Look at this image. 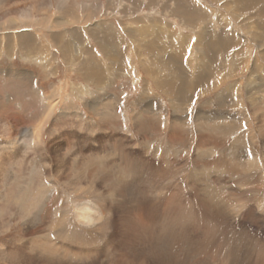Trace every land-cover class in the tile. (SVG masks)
<instances>
[{
	"label": "rangeland",
	"instance_id": "1",
	"mask_svg": "<svg viewBox=\"0 0 264 264\" xmlns=\"http://www.w3.org/2000/svg\"><path fill=\"white\" fill-rule=\"evenodd\" d=\"M186 2L192 4L189 10ZM249 3V0H186L184 3L179 0H0V264H46L44 260L33 259L39 254L51 255L40 251L39 243L44 249L53 244L58 250L57 259L60 257L66 263L73 262L70 259L78 253L87 254V250L100 253L101 243L110 237L114 224L112 215L106 213L108 208L129 204L145 212L148 206L162 209L168 204L170 193L179 192L178 198L185 202L177 210L178 219L171 224L173 232L180 235L186 230L180 215L189 211L183 197L196 199L193 176L204 166L208 170L222 167L227 172L222 175L209 171L206 184L212 181L216 193H223L222 198L242 216L238 221L244 223L251 235L264 237V174L257 178L259 184L254 183L253 173L245 174L252 168L254 159H264V33H260L261 28L257 30L258 24L263 27L264 18ZM183 10L191 15L190 25L182 21L186 15ZM15 19L20 26L14 23ZM47 19H51L47 25L41 23ZM51 21L64 24L54 26ZM254 23L252 30L249 26ZM22 32L35 33L41 50L24 48L23 40H19ZM209 40L217 43L222 40L223 53L213 52L214 43L208 45ZM207 46L212 49L206 51ZM203 56L209 59L203 62ZM168 61L175 62L169 71L163 67ZM204 68L220 76L219 82H213L206 93L204 88H197L180 99L168 97L158 87L166 78L173 79L172 82L175 79L176 86L209 84L203 75ZM192 72L202 74L195 79ZM90 73L94 80L86 81ZM223 91L226 94L219 99ZM54 97L58 98L57 104L42 131L43 157L35 163L31 156L16 152L18 136L22 128L35 123V118H30L32 108V113L29 111L33 101L44 105ZM204 121L215 124L216 142L224 144L214 155L206 157L197 151L208 150L215 143L208 131L203 130ZM231 125L238 134V140L233 142L229 141L234 136L229 135ZM99 137H102L100 144H96L93 154L98 153L100 162L96 158L88 164L92 140ZM146 138H153L159 150L158 159H151L169 160L170 165L156 169L143 162L142 170L139 168L141 177L132 183L124 171L121 177L127 181L116 180L117 186H123L120 189L114 181L102 180L100 170L111 162L124 168L129 158L137 164L134 154L140 153ZM81 140L84 147L80 151ZM54 146L61 149L53 152L50 149ZM170 147L175 149L174 156L172 153L166 157L164 152ZM131 148L135 150L133 155ZM74 152L77 159L71 169ZM5 157H12L10 165H4ZM60 157L66 162V169L61 171L55 169ZM30 167L36 168L37 173ZM231 171L240 175L239 183L230 177ZM246 193L253 196L245 199ZM259 198L263 199L257 202ZM84 202L106 210V220L80 226L75 211ZM250 203L260 204L263 211L258 217L263 218L259 225L249 221L251 214L246 210ZM210 210L206 211L209 215ZM213 216L222 220L220 211ZM225 227L226 221H222L217 233L227 232ZM42 235L47 237V243L39 241ZM87 236L96 237L101 247L96 244L97 250L94 246L88 248L84 243ZM57 259L52 264H59ZM95 261L105 264V257Z\"/></svg>",
	"mask_w": 264,
	"mask_h": 264
},
{
	"label": "bare ground",
	"instance_id": "2",
	"mask_svg": "<svg viewBox=\"0 0 264 264\" xmlns=\"http://www.w3.org/2000/svg\"><path fill=\"white\" fill-rule=\"evenodd\" d=\"M172 1H174V0H172ZM175 1H178V0H175ZM179 1L181 3H184L186 0H179ZM247 2H248V0H247ZM249 2H250L249 5L251 4V6L253 7V10L258 9L257 11H259V14H261V16L264 18V0H249ZM189 5L192 6V4H189V2L185 3L186 8ZM185 10L187 12H189L188 11L189 7H188V10L187 9H185ZM68 11H70V10H68ZM186 11L183 10V12H186ZM187 12H186V15L185 14L183 15L182 21H185L186 24L190 25L191 24L190 23V20H191L190 16L191 15H189V13H187ZM193 12H194V10H193ZM187 15H189V16H187ZM201 17H203V15ZM204 18H205V16H204ZM50 20L47 19V20H45L44 23L43 22H41V23L47 25ZM15 22L17 23V26H20L19 21H16V19H15L14 23ZM51 22H53V21H51ZM53 23H54V26H59L58 25L59 23L62 25L64 24L63 22H59V21H54ZM38 24H36V25H38ZM12 25H15V24L12 23ZM255 25H256V23H254L253 25H250L249 28L254 30ZM191 28L193 29L192 26H191ZM260 28L262 29L261 30L262 33H264V25H263V27H260V24H258L257 30L260 31ZM211 42L209 40L207 44L210 45V44L214 43L213 52H215V50H217L218 54H219V50H220V52H222L221 49L225 45V44H221L222 40L218 43L214 42V41L212 43ZM152 43H153L152 47H155V45H154L155 42H152ZM235 45H237L236 42H235ZM205 48H208L206 51L212 49L211 46H207ZM179 55H181V54H179ZM213 55H211L209 58L213 57ZM201 58L203 59L202 60L203 62H205L209 59L206 56H203ZM167 59H169V57ZM174 64H175V62H169L168 61V62H166V64L164 63L163 67L168 68L165 70L169 71L170 68L172 69L171 66ZM212 72L213 71L209 68H204V70H203V73H204L203 75H204V77H206L208 79L209 84H203L202 83L203 85L198 86V85H195L196 83H190V84L185 85V83L183 82L184 84L176 86L174 84V83H176L175 79H174V82H172L173 79L168 80L166 78L162 83L158 84V87L168 97L169 96L170 97L178 96V97H181L180 99H182L187 92H189V91L194 92L197 88H199V89L204 88L203 92L206 93L211 89L213 82H219L218 80H219L220 76L215 75V74L214 75L210 74ZM201 74H202L201 72L200 73L199 72H192V75L195 77V79H199V75H201ZM195 75H197V76H195ZM86 79H87L86 81H93L94 75L92 73H90V74H88ZM197 82H199V81H197ZM223 92L224 93L220 95L219 99H222L224 97V95L226 94V91H223ZM57 100H58V98L54 97V98L50 99V101L48 103H45L44 105L41 102L34 100L33 105L29 106V111H30V108H32L33 114L30 118H31V120L35 118V123L33 122V123L29 124V126H27L26 128H22L21 135L18 136L19 137L17 140L18 147L16 149L17 150L16 152L18 154L24 153L25 157L31 156L33 158V160L35 161V163L38 162V159H41L43 157L42 131H43L44 125L46 123V120L50 117V114H51L52 110L54 109V106L57 104ZM254 106L255 105H253V107ZM262 106H264L263 103H262ZM256 107L259 109L261 108V106H256ZM95 109H96V107H95ZM262 109L264 110V107H262ZM254 110L256 112L255 114H258L256 108H254ZM24 112L27 113L28 109L25 110ZM97 113H100V112H97ZM13 115L17 116V113H14ZM109 116H112L111 113ZM27 117L28 116H26V118ZM106 118H107V116H106ZM144 118H145V116H144ZM17 120H18V117H17ZM106 125L108 126L107 123L105 124V126ZM144 125H145V123H144ZM215 128H216L215 124H214V126L208 125L206 123V121H204L203 130L205 132L208 131L210 139H212V143H215V144H213V147L209 148L208 150L197 151V153H199L200 156L203 153L202 157L214 155L216 149L219 146L224 147V144H222V142H219V143L216 142V140H218V139L215 138V136H216ZM233 128H234V126H232V128L229 130V135H231V134L234 135L229 140L231 142H233L234 140H238L237 139L238 134H237V132L234 133ZM101 129L103 130L104 127H101ZM66 131H68V130H66ZM172 135H173V137H175L173 133H172ZM100 138H102V137L94 138L92 140V143H94V145L91 146L92 151L90 153V159L88 160V164L91 163L96 158L99 161L98 153H97V155L93 154V150H94V148L95 149L97 148L96 144L100 142V140H99ZM105 139H107V140H105V142H107L108 138L106 137ZM117 140H118V137L116 138V141ZM153 140H154L153 138L143 139V142L141 143L140 153L134 154V155H137L136 156L137 164H135L132 160L130 161V159L128 158L125 160L126 163L124 164V168H122L121 166L118 167L117 163L112 164V162H111V164L107 165L104 170H100V174L102 175V180L106 181L108 183L111 181H114L115 185L117 186V185H119L117 182L118 179L122 180L121 176L124 173V171H126L127 174H129V177H128L129 181L128 182L132 183V181H136V179L138 177H141L140 173H139V168L142 170L143 162L146 164L147 167H150V168L153 167L156 169L161 168V166H163V165H166V166L170 165L168 163L169 160H165V159H162L161 161L157 160L158 159L157 155H159V150H158V146L154 145ZM82 141L83 140L80 141L79 150L81 149L82 146L84 147V143ZM229 141L227 144L228 146L230 145ZM54 148H55V146H54ZM54 148H52L50 150L55 152L58 147H56L55 149ZM132 148L130 149V153L133 155V152H135V150ZM48 149H49V147H48ZM59 149H61V148H58V150ZM197 149H198V147H196V150ZM221 150H222V148H221ZM174 151H175V149L173 150V148L170 147V148H167L165 150L164 154L166 155V157H168L170 154L173 153V155H172V157H173ZM87 152H88V150H87ZM73 155L75 158L73 159L74 161H71V163H72L71 169H74V163L76 162V159H77L76 152H74ZM53 157H55V156H53ZM152 157H155V158L157 157V159H151ZM11 158L8 157V158H6L7 160L3 159L4 165H8L12 161ZM259 158L260 157H257L256 159L253 160L254 162H251L250 165H252V166H250V167H252V168L248 169V172L245 173L246 175L253 173L252 177L255 180L254 183L257 182L258 184H259V180L257 178L260 175L262 176L264 174V159L261 160ZM152 160L154 161V163ZM262 161H263V163H262ZM48 162L49 161H46V163H48ZM57 162H58V166L55 169H57L59 171H61L62 168L66 169V168H64L66 165L64 158L61 159V157H60V160H57ZM159 163L161 165H159ZM85 166H87V163L85 164ZM114 167H117V168H114ZM30 168L34 170V174L37 173V172H35V170H37L36 168H34V167H30ZM69 170H70V168H69ZM209 171L219 172L222 175L227 174V172L222 167H212L208 170V168L204 166L203 170H200L198 175L193 176V184L197 188V194L194 193V198H196V199L194 201H192V200H188V197H183V199L186 202H188L189 211L187 212L186 215L185 214L180 215V220L183 222V226L186 227V230L182 231L180 233V235H177L175 232H173V229L171 227V224H173L176 221V218L178 219L177 215L179 213L177 210L179 208H181L183 206V204L185 203L182 201V199L178 198L179 192L176 193V195H174L173 193H170L169 198L167 200L168 204L165 205V207H163L162 209H159L158 207L147 205L148 207H146V208H148V209L146 210V212H145V209H144V211L142 208L137 210L136 208L128 206L129 204L126 205V207H120V208L116 207L113 209H111L112 208L111 207V208H108L106 211L103 209H99L98 207L96 208L94 206H91L88 202H84L75 211V218H76L77 222L80 224V226L81 225L82 226H92L96 223H100V222L104 221L106 213H109L110 215H112V218H113L112 220L114 223V224H112L113 229H112V232H110V237L107 238V240L105 239V241L103 243H101V246L103 245L101 252L100 253H97V252L94 253L93 252L94 249L92 251L87 250V254H86V252L85 253H78L76 255V258L70 259L73 262L66 263L60 257L57 259L58 250L56 249V247L52 243H50L48 241L52 245L48 244V248L44 249V248H42V245L39 243V245H40L39 249H40V251H46V252L48 251L51 255L47 254V256L44 257V256H41L39 254V256H38L39 258L36 257L33 259L34 260H41V261L44 260V261H46V264H52V262L55 261L56 259L58 260V262H60L59 264H97V262L95 260L98 259L99 257H105V264H264V237L260 238V237L251 235L250 231H248V229H245L244 223L242 224L240 221H238L241 219L242 216H240L238 212L235 213V209L231 210L232 205H230V203L227 200L222 198L223 193L222 194L216 193L217 189L214 186V183L212 181H208V183L206 184V182H207L206 179H207V176L209 175ZM229 175L234 180H237L239 183L238 179H240L239 178L240 175L238 173L231 171V173L229 172ZM124 180L127 181V179H124ZM124 180H122V181H124ZM215 181L217 183V180H215ZM202 182H204L205 184L202 185ZM124 183L125 182H123V184ZM120 184H122V183H120ZM240 185L243 186V184H240ZM120 188H123V186L122 185L117 186V189H120ZM132 188H134V187H132ZM234 189H236V188H234ZM234 191H236V190H234ZM255 192H256V190L253 191V193H255ZM253 193H251V194L246 193L247 195L243 194V198L246 199L250 196H253L252 195ZM239 196H241V195H239ZM165 199H166V197H165ZM262 199L259 198L257 202L262 201ZM247 201H248V199H247ZM240 202H241V200H240ZM249 205H251V203ZM259 205H255V204L253 205L252 204L251 206H249L248 209L246 208L247 209L246 212L247 213L249 212L251 214V215H249V217H250L249 221L251 219L252 222L255 221L256 223H258L257 225H259L261 223V220H263V218H261V219L258 218L261 214L263 215V211L261 213ZM118 206H120V205L118 204ZM169 207H171V208L169 209ZM207 209H211L210 210V211H212L211 215L206 213ZM212 209L217 211V212L220 211V215L222 216V220L221 219L218 220L217 218H215L216 216L215 217L213 216V215H216L217 212H213ZM104 211H106V213ZM133 211H135V213H133ZM257 211H259L260 213H257ZM195 214H197V215H195ZM115 215H116V217H114ZM130 216L132 218H130ZM210 216H212V217L210 218ZM245 216L246 215L244 214L243 217H245ZM222 221H226L225 229H227V232L218 234L217 233V227H218V224L222 225ZM233 221H235V222L238 221V222L234 223ZM108 222H109V220H108ZM233 230L235 232H233ZM44 240H45V242L48 240L45 235H42L41 237H39V241L44 242ZM32 242H36V240H32ZM84 243H87L88 248H91V246H94V248L96 250L100 246V244L98 243V239H96V237H93V236L85 237ZM96 244H99V246H97ZM35 247H37V246H35ZM88 248H86V249H88ZM78 257H82V259H78Z\"/></svg>",
	"mask_w": 264,
	"mask_h": 264
},
{
	"label": "crops",
	"instance_id": "3",
	"mask_svg": "<svg viewBox=\"0 0 264 264\" xmlns=\"http://www.w3.org/2000/svg\"><path fill=\"white\" fill-rule=\"evenodd\" d=\"M261 25H264V23H262ZM22 33H24V32H22ZM260 33H262V32H260ZM34 35H35V33L31 34V33L25 32L22 35H20V33H19V40H23V43L25 44L24 48H28V49L32 48L34 51L41 50V47L36 42L37 37H34ZM23 38H26V39H23ZM19 45H20V47L24 46L23 44H19Z\"/></svg>",
	"mask_w": 264,
	"mask_h": 264
}]
</instances>
